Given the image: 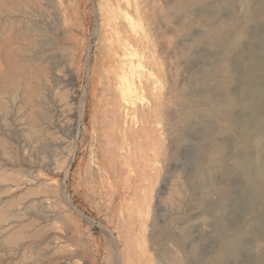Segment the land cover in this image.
<instances>
[{
    "label": "rangeland",
    "instance_id": "obj_1",
    "mask_svg": "<svg viewBox=\"0 0 264 264\" xmlns=\"http://www.w3.org/2000/svg\"><path fill=\"white\" fill-rule=\"evenodd\" d=\"M3 32L0 264L89 228L103 264H264V0H0Z\"/></svg>",
    "mask_w": 264,
    "mask_h": 264
},
{
    "label": "crops",
    "instance_id": "obj_2",
    "mask_svg": "<svg viewBox=\"0 0 264 264\" xmlns=\"http://www.w3.org/2000/svg\"><path fill=\"white\" fill-rule=\"evenodd\" d=\"M0 37L2 38L1 44L4 45L5 49L11 50V48L9 49L8 47L16 44L19 48L24 50V32H3L0 34ZM84 231L89 237L87 242L91 247L93 255L90 259H86L83 264H103L104 261L108 260V253H105L104 256L102 255V238L100 234H97L92 228L85 229ZM99 241L101 243L100 246L98 245Z\"/></svg>",
    "mask_w": 264,
    "mask_h": 264
},
{
    "label": "bare ground",
    "instance_id": "obj_3",
    "mask_svg": "<svg viewBox=\"0 0 264 264\" xmlns=\"http://www.w3.org/2000/svg\"><path fill=\"white\" fill-rule=\"evenodd\" d=\"M136 90H137V86L135 84L134 78L132 79L127 78L124 87V94L129 95Z\"/></svg>",
    "mask_w": 264,
    "mask_h": 264
},
{
    "label": "water",
    "instance_id": "obj_4",
    "mask_svg": "<svg viewBox=\"0 0 264 264\" xmlns=\"http://www.w3.org/2000/svg\"><path fill=\"white\" fill-rule=\"evenodd\" d=\"M120 258H121V253L119 252V263H120V261H121V259H120ZM119 263H118V264H119Z\"/></svg>",
    "mask_w": 264,
    "mask_h": 264
}]
</instances>
